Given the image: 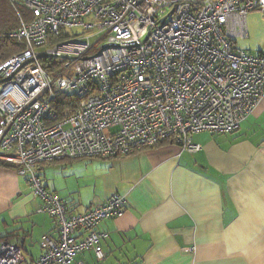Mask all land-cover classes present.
Wrapping results in <instances>:
<instances>
[{
	"label": "built area",
	"instance_id": "2783aa9c",
	"mask_svg": "<svg viewBox=\"0 0 264 264\" xmlns=\"http://www.w3.org/2000/svg\"><path fill=\"white\" fill-rule=\"evenodd\" d=\"M9 1L30 16L11 34L22 51L0 64V161L25 179L57 232L41 237L29 264H82L75 256L87 250L100 261L107 234L96 227L122 216L125 198L70 213L38 167L167 142L194 154V134L236 132L264 97V50L236 47L248 38L247 15L264 16V0ZM65 95L73 101L60 116ZM22 263L19 247L0 244V264Z\"/></svg>",
	"mask_w": 264,
	"mask_h": 264
},
{
	"label": "crops",
	"instance_id": "0c3cea01",
	"mask_svg": "<svg viewBox=\"0 0 264 264\" xmlns=\"http://www.w3.org/2000/svg\"><path fill=\"white\" fill-rule=\"evenodd\" d=\"M252 34L264 18L247 15ZM260 49V48H258ZM262 50V49H261ZM260 51V50H259ZM190 154L171 142L110 159L47 162L42 185L82 214L111 196L126 200L122 216L103 220L104 258L87 250L82 264H264V97L232 134L193 135ZM64 184L60 188L56 182ZM24 178L0 161V244L21 249L22 264L41 254L40 240L57 239L56 224L37 214Z\"/></svg>",
	"mask_w": 264,
	"mask_h": 264
},
{
	"label": "trees",
	"instance_id": "16d2710c",
	"mask_svg": "<svg viewBox=\"0 0 264 264\" xmlns=\"http://www.w3.org/2000/svg\"><path fill=\"white\" fill-rule=\"evenodd\" d=\"M29 16V13L22 5L17 3L12 5L9 0H0V64L22 51L23 47L21 43L13 39L11 34L18 29L19 18L28 21ZM47 62L46 59H41V63L45 68H47ZM69 101H73L69 95L59 98L56 108L60 116L62 115L63 108L61 105H65V102Z\"/></svg>",
	"mask_w": 264,
	"mask_h": 264
},
{
	"label": "rangeland",
	"instance_id": "374dc122",
	"mask_svg": "<svg viewBox=\"0 0 264 264\" xmlns=\"http://www.w3.org/2000/svg\"><path fill=\"white\" fill-rule=\"evenodd\" d=\"M249 15L253 16L254 19H256V21L254 23H251V28L256 29L257 27V23H258V18H264V16L260 13V12H252ZM247 26H248V30L250 31V20H247ZM261 26V30L264 32V25H260ZM261 34L262 32H259V34H251L247 39H237L236 41V47L240 50H244V51H248L251 53H255L257 51H263L264 50V39H261ZM101 47V43H98L97 46H95V48L90 52V54H93L94 52H96V50ZM260 48V49H258ZM262 49V50H261ZM56 59H54L55 61ZM57 186L60 188L61 186H63V182L61 180H58L56 182ZM39 203L40 204V200L39 198H36V204ZM39 205H37L38 207ZM37 210V209H36ZM35 210V212H36ZM37 213V212H36ZM39 214V213H37ZM41 215V214H40ZM44 215V214H43Z\"/></svg>",
	"mask_w": 264,
	"mask_h": 264
},
{
	"label": "water",
	"instance_id": "95a60500",
	"mask_svg": "<svg viewBox=\"0 0 264 264\" xmlns=\"http://www.w3.org/2000/svg\"><path fill=\"white\" fill-rule=\"evenodd\" d=\"M39 58H47V55H40Z\"/></svg>",
	"mask_w": 264,
	"mask_h": 264
}]
</instances>
